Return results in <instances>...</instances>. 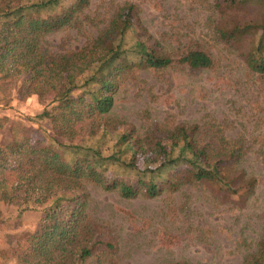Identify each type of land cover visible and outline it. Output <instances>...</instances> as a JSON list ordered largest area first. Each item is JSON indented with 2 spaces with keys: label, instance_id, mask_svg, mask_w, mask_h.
<instances>
[{
  "label": "trees",
  "instance_id": "1",
  "mask_svg": "<svg viewBox=\"0 0 264 264\" xmlns=\"http://www.w3.org/2000/svg\"><path fill=\"white\" fill-rule=\"evenodd\" d=\"M202 1L213 3L216 40L264 81V0ZM90 6L91 0H0L2 107L14 98L42 106L11 122L0 141V215L2 208L16 219L39 213L17 264H117L115 236L87 213L86 184L123 199L204 186L218 203L238 209L258 184L238 167L250 149L246 140L228 138L218 124L165 121L140 133L109 115L136 71L160 76L175 65L195 72L216 63L197 44L167 49L134 3L115 5L103 21L86 14ZM68 29L84 38L79 49L56 52L45 44L48 34ZM242 264H264V236Z\"/></svg>",
  "mask_w": 264,
  "mask_h": 264
},
{
  "label": "rangeland",
  "instance_id": "2",
  "mask_svg": "<svg viewBox=\"0 0 264 264\" xmlns=\"http://www.w3.org/2000/svg\"><path fill=\"white\" fill-rule=\"evenodd\" d=\"M126 1L138 6L150 35L167 49L197 44L212 55L216 66L193 72L175 65L160 76L136 71L115 95L109 115L140 133L165 121L218 124L228 138L246 140L250 149L238 167L258 184L242 209L218 203L204 186H185L154 199H123L86 184L87 213L115 236L117 264H242L264 236V81L248 70L235 50L216 40L211 1L91 0L86 14L107 20L113 7ZM104 26L105 22L99 24ZM44 41L60 52L79 49L84 38L68 29L48 34ZM2 105L4 101L2 143L9 137L11 122L42 110L36 98L26 102L14 98ZM1 211L0 264H17L18 251L27 245L39 213L27 212L16 219L13 209Z\"/></svg>",
  "mask_w": 264,
  "mask_h": 264
}]
</instances>
